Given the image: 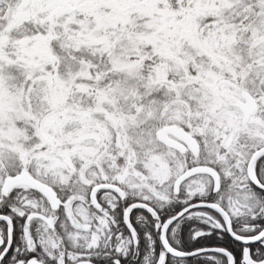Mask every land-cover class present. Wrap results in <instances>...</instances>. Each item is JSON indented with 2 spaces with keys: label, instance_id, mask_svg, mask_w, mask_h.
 <instances>
[{
  "label": "snow or ice",
  "instance_id": "obj_1",
  "mask_svg": "<svg viewBox=\"0 0 264 264\" xmlns=\"http://www.w3.org/2000/svg\"><path fill=\"white\" fill-rule=\"evenodd\" d=\"M0 264H264V0H0Z\"/></svg>",
  "mask_w": 264,
  "mask_h": 264
}]
</instances>
